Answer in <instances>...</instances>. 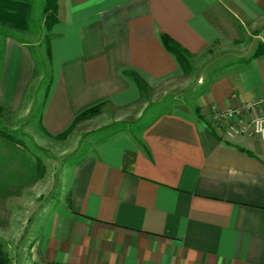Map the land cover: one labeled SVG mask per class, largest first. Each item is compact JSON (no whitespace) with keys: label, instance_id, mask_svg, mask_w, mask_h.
Masks as SVG:
<instances>
[{"label":"crops","instance_id":"obj_1","mask_svg":"<svg viewBox=\"0 0 264 264\" xmlns=\"http://www.w3.org/2000/svg\"><path fill=\"white\" fill-rule=\"evenodd\" d=\"M50 34L39 123L51 139L91 108L137 111L148 93L180 81L163 35L192 55V65L211 52L213 76L200 84L196 104L172 101L138 135L92 138L46 194L36 153L0 134V236L34 198L25 236L34 264H264V141L249 124L264 115V53L256 56L264 0H57ZM30 47L6 42L5 114L21 109L36 79ZM229 109L242 111L243 133L215 121Z\"/></svg>","mask_w":264,"mask_h":264},{"label":"rangeland","instance_id":"obj_2","mask_svg":"<svg viewBox=\"0 0 264 264\" xmlns=\"http://www.w3.org/2000/svg\"><path fill=\"white\" fill-rule=\"evenodd\" d=\"M30 3L29 30H7L6 42L11 39L31 43L30 50L36 62L37 76L26 94L21 109L14 114H4L0 118V130L9 132V129H15L16 132H12V134L14 133L13 135L17 139L28 145L39 157L44 166L43 175L39 180L40 188L44 190L45 194L48 188L50 189L53 185L56 190L59 189L58 182L62 175L60 169L67 163L81 158L89 143L92 144L96 141V139L93 140L94 138L100 141L112 133L122 130H128L132 134L138 135L143 128V121H147L153 112L171 111L174 107L172 106L173 102L189 104L192 107L194 103L196 104L200 95V84L213 76L212 73L208 74L206 72L211 52L197 58L194 65H192V58H190L191 73L184 74L180 81L172 85L167 84L162 89L148 93L149 103L144 107H136L135 110L137 109V111H106L99 113V115L89 120L75 124L67 136L51 139L44 134L39 123L45 96V91L41 88L47 85L50 75L46 53V39L49 33L44 12L46 0H30ZM2 39L0 40V72H2L3 54L6 49V42ZM55 196L48 197L46 202H51L52 199L56 198ZM37 202L32 198L28 203V208L21 213L22 217L17 219L19 221L17 227H14L11 233L0 236V264L35 263L30 254L31 238L25 239V236L31 208L35 207Z\"/></svg>","mask_w":264,"mask_h":264},{"label":"trees","instance_id":"obj_3","mask_svg":"<svg viewBox=\"0 0 264 264\" xmlns=\"http://www.w3.org/2000/svg\"><path fill=\"white\" fill-rule=\"evenodd\" d=\"M45 20L48 22V37L46 39V53L48 57V63H51V51H50V39L52 35L50 34V28L52 24L56 21V13H57V0H46L45 7ZM31 14V3L30 0H0V40H4L6 42L7 39V30L12 29L16 31H27L30 27V17ZM162 42L164 47L172 53L176 60L178 61L180 67L182 68L184 74H190L192 71V66L190 64V58H192V55L185 50L183 47H181L179 44H177L175 41H173L171 38H169L166 35L162 36ZM1 47V45H0ZM264 53V47L260 48L257 55H260ZM4 57V54H3ZM35 76H37V69L35 71ZM128 76L131 77L134 82L137 84L138 88L140 89V92L142 94L148 93V86L145 83V81L136 73H128ZM100 106L91 108L84 113H82L80 116H78L72 126L63 134L59 135L57 138L65 137L69 134L71 129L74 127L75 124H77L80 121L89 120L96 115L100 113ZM6 113L5 109L0 104V118ZM0 134L6 136L8 139H11L15 142L21 143L19 139L14 137L13 135H10L4 131H1ZM44 166L41 162H39V174H38V180L43 175Z\"/></svg>","mask_w":264,"mask_h":264},{"label":"built area","instance_id":"obj_4","mask_svg":"<svg viewBox=\"0 0 264 264\" xmlns=\"http://www.w3.org/2000/svg\"><path fill=\"white\" fill-rule=\"evenodd\" d=\"M253 104L246 105L247 109L253 108ZM242 111L240 109H229L224 112L215 113V121L220 124L228 127L230 130L234 131L236 134H241L245 131V126L248 123L242 118ZM239 118V123H233V120ZM231 122V123H229ZM250 127L252 128V133L255 137L259 138L261 141H264V115L256 117L251 121Z\"/></svg>","mask_w":264,"mask_h":264}]
</instances>
